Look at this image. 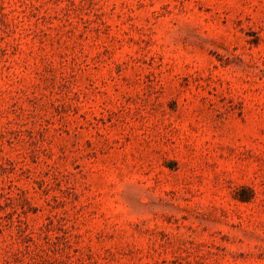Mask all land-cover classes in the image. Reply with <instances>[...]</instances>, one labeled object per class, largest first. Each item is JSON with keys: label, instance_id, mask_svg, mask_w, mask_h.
<instances>
[{"label": "rangeland", "instance_id": "obj_1", "mask_svg": "<svg viewBox=\"0 0 264 264\" xmlns=\"http://www.w3.org/2000/svg\"><path fill=\"white\" fill-rule=\"evenodd\" d=\"M0 264H264V0H0Z\"/></svg>", "mask_w": 264, "mask_h": 264}]
</instances>
